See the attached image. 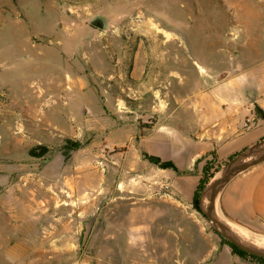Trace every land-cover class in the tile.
<instances>
[{"label":"rangeland","instance_id":"374dc122","mask_svg":"<svg viewBox=\"0 0 264 264\" xmlns=\"http://www.w3.org/2000/svg\"><path fill=\"white\" fill-rule=\"evenodd\" d=\"M263 60L264 0H0V264H262L192 206L229 162L186 186L144 155L181 138L159 107Z\"/></svg>","mask_w":264,"mask_h":264},{"label":"crops","instance_id":"0c3cea01","mask_svg":"<svg viewBox=\"0 0 264 264\" xmlns=\"http://www.w3.org/2000/svg\"><path fill=\"white\" fill-rule=\"evenodd\" d=\"M260 66H264V60L257 61L254 67ZM252 78L250 85L238 78H229L222 86L198 89L194 93L198 98L192 105H188L186 89L183 101L169 109L159 107L158 110L171 111L169 120H175L181 138H174L172 132L169 134L173 136L172 152L165 154L163 149L159 152L152 150L149 156L172 162L179 172H185L177 180L188 186V172L197 168L201 173L209 157L214 156L217 162L224 164L230 158L235 159L261 145L264 142V120L255 109L257 107L264 113V72H257ZM110 104L114 106L112 100ZM135 105L144 108L149 103ZM155 139L162 141L158 137ZM189 178L190 186L196 188L199 179L196 176ZM219 202L221 212L231 223L247 231L264 233V162L230 181Z\"/></svg>","mask_w":264,"mask_h":264},{"label":"water","instance_id":"95a60500","mask_svg":"<svg viewBox=\"0 0 264 264\" xmlns=\"http://www.w3.org/2000/svg\"><path fill=\"white\" fill-rule=\"evenodd\" d=\"M89 25L100 30L106 31L108 22L100 16H95L89 22ZM264 146V142L255 148L245 151L220 170L206 184L201 197V211L211 222L212 229L225 241L234 245L242 252L256 258L264 259V246H254L253 240L243 233L231 229L220 217L218 212V198L226 185L238 175L246 172L250 168L264 162V150L259 148ZM203 199L205 206L203 208Z\"/></svg>","mask_w":264,"mask_h":264},{"label":"trees","instance_id":"16d2710c","mask_svg":"<svg viewBox=\"0 0 264 264\" xmlns=\"http://www.w3.org/2000/svg\"><path fill=\"white\" fill-rule=\"evenodd\" d=\"M256 114L260 115V117L264 120V113L256 107ZM72 146L74 147H78V144H73ZM39 150H42L44 154L45 149L41 148ZM35 154V153H34ZM36 156H40V154H36ZM144 158L152 165L158 167L159 169L162 170H172L173 172L179 173L178 169L174 166V164L170 161H162L160 158L154 157V156H149L147 154L144 155ZM232 158L229 159V161ZM203 173L207 172V165L203 167ZM207 182V181H206ZM205 181L200 182V185L197 187V189L194 191L193 196H192V206L193 208L200 213L202 216L205 217V215L202 214V211L200 209V196L201 193L203 191L204 186L207 184ZM223 240V239H222ZM223 242L225 244H227L231 249L232 252L236 255H238L240 258H250L254 261H258L261 262L262 264H264V259L261 258H256V257H252L244 252H242L241 250H239L237 247H235L234 245L228 243L227 241L223 240Z\"/></svg>","mask_w":264,"mask_h":264},{"label":"bare ground","instance_id":"6f19581e","mask_svg":"<svg viewBox=\"0 0 264 264\" xmlns=\"http://www.w3.org/2000/svg\"><path fill=\"white\" fill-rule=\"evenodd\" d=\"M258 18V17H257ZM145 24V23H144ZM148 24V23H147ZM145 27V26H144ZM148 27V26H147ZM152 27L153 28H155V25L154 24H152ZM151 27V28H152ZM155 30V29H154ZM256 30H258L257 29V27H256ZM151 32V31H150ZM165 57V56H164ZM162 58V57H161ZM260 150H264V146L263 147H261V148H259ZM53 189V188H52ZM70 190H74V188L71 186L70 187ZM75 192V191H74ZM205 199H203V208H206V206H205ZM22 214L23 215H26V216H29V215H32L33 214V208H26V209H24V211H22ZM253 245L254 246H259V247H262V246H264V237H259V239L258 240H253Z\"/></svg>","mask_w":264,"mask_h":264}]
</instances>
